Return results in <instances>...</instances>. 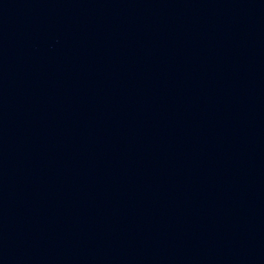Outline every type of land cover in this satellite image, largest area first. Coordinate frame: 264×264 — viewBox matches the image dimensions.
I'll return each instance as SVG.
<instances>
[{"label":"water","instance_id":"water-1","mask_svg":"<svg viewBox=\"0 0 264 264\" xmlns=\"http://www.w3.org/2000/svg\"><path fill=\"white\" fill-rule=\"evenodd\" d=\"M0 264H264V0H0Z\"/></svg>","mask_w":264,"mask_h":264}]
</instances>
